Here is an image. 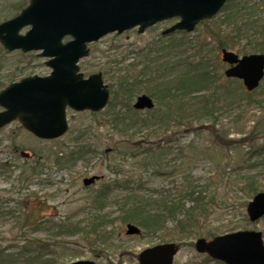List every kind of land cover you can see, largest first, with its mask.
<instances>
[{
  "label": "rangeland",
  "instance_id": "obj_1",
  "mask_svg": "<svg viewBox=\"0 0 264 264\" xmlns=\"http://www.w3.org/2000/svg\"><path fill=\"white\" fill-rule=\"evenodd\" d=\"M29 1L0 0V24L14 18ZM222 16L221 12L216 18L197 25L192 33L163 36L166 29L179 21L175 19L157 24L144 34L133 29L122 35L106 36L89 46L90 56L79 64L81 72L86 77L101 73L111 92V84H115L111 78L119 77V72L131 74V65L139 71L148 59L156 57L173 66L177 62L185 65L204 56L222 76L221 87H238L241 93L242 83L225 76L228 65L221 59L224 49L218 48L216 42V35L222 30ZM230 42L234 44L226 50L239 56L255 53L246 48L244 42L233 39ZM45 62L37 52L7 53L0 44V92L23 78L50 75L51 68ZM258 90L263 92L264 80ZM260 92L253 98L264 100ZM140 95L144 94H138L131 106ZM112 99L111 94L110 101ZM116 107L117 112H123ZM109 108L108 105L103 112L94 114L68 109L69 131L53 141L38 139L19 122L0 130V162L7 166L0 172V209L5 213L0 222V249L15 247L19 242L23 245L26 234L30 239L49 240L61 264L81 260L99 264H139V254L143 250L175 242L180 249L174 264H224L195 251L196 240L248 230L261 232L264 239V217L257 222L250 221L247 206L253 198L246 196L238 184L246 175H251L264 186V104L250 106L243 102L216 118V126L207 121L191 127L176 122L171 123L168 130L165 126V133L158 130V134H152L154 127H137L125 134L124 124L121 120L113 122ZM2 110L0 106V112ZM138 112L146 116L148 110ZM35 166L37 170L32 173ZM97 175L100 180L96 184L84 186L86 178ZM129 176L142 186L138 194L147 199L162 194L176 199L183 192L185 180L196 181L208 190L205 191L208 214L198 223L194 234L185 236L182 242L179 236L169 241L179 234L173 231V224L158 236L129 237L125 234L127 224L119 220L125 203L120 183H123L122 177ZM108 186L112 189L101 214L107 216L109 226L55 239L47 231H33L34 225L46 218L55 223L84 222L86 225L90 215H98L94 197ZM6 212L12 214L6 215ZM230 224L234 231L230 230Z\"/></svg>",
  "mask_w": 264,
  "mask_h": 264
},
{
  "label": "water",
  "instance_id": "obj_2",
  "mask_svg": "<svg viewBox=\"0 0 264 264\" xmlns=\"http://www.w3.org/2000/svg\"><path fill=\"white\" fill-rule=\"evenodd\" d=\"M229 0H30V5L19 16L0 24V43L6 52L42 51L39 57L53 71L47 77L34 76L13 83L0 92V129L14 121L40 140L53 141L68 132L67 108L77 112L105 110L110 91L103 75L86 78L79 62L89 56L88 45L114 32L155 24L178 18L165 35L176 31L194 32L197 24L212 19ZM31 27L25 35L20 31ZM71 37L70 41L63 40ZM231 65L225 75L243 80L249 92L257 89L264 77V55L251 54L239 58L224 49L222 58ZM135 110L155 107L148 95L139 96ZM100 177L86 178L84 186L97 183ZM252 222L264 216V193H257L247 206ZM141 231L128 225L127 236H139ZM195 250L208 254L225 264H264L262 233L238 231L213 240H196ZM177 243H166L145 249L139 254V264H173L178 254ZM69 264H98L79 261ZM103 264V263H101Z\"/></svg>",
  "mask_w": 264,
  "mask_h": 264
},
{
  "label": "trees",
  "instance_id": "obj_3",
  "mask_svg": "<svg viewBox=\"0 0 264 264\" xmlns=\"http://www.w3.org/2000/svg\"><path fill=\"white\" fill-rule=\"evenodd\" d=\"M233 1H229L221 11L222 30L216 35L218 48L229 49L234 44L230 42L233 39L238 43L244 42L246 48L253 49L255 53L264 54V0L250 2L242 0L238 4H234ZM229 30L232 33L228 32ZM159 58L148 59L139 71L136 70V66L131 65L132 75L119 72V77L111 78L115 84L114 86L111 84L113 99L109 102L110 116L114 123L121 120L125 134L137 127H154L152 134H158V130H163L165 133V126L168 130L169 125L176 122L191 127L192 124L207 121L211 124L215 123L216 126V118L243 102L250 106L264 104L263 98H253L254 94L260 92L259 90L248 93L240 86L241 93H239L238 87H221L222 76L213 70L210 61L204 56L185 65L177 62L173 66L169 61L162 62ZM117 72L115 71L116 74ZM141 93L150 96L156 105L153 110L147 112L146 116H142L131 106L133 99ZM260 96L264 97V90L260 92ZM116 106L125 113L117 112ZM3 168L7 166L0 162V172ZM36 170L35 166L31 172L35 173ZM122 181L120 185L125 192L123 197L125 203L121 208L119 220L124 224H135L141 229L143 236L145 234L150 237L158 236L173 224V231L176 230L179 234L170 237L169 241L172 242L176 240V236H179V241L182 242L184 238L194 234L198 223L208 214L206 186L204 189L196 181L185 180L183 192L176 199H170L163 194L155 199H147L144 195L138 194L142 186H139L138 181L132 176L122 177ZM238 184L248 197L254 198L257 193L264 192L261 182L251 175H246ZM111 189L108 186L94 197L93 204L97 208L98 215L96 217L90 215L86 225L84 222L55 223L46 218L45 221L36 223L33 231H47L50 237L55 239L57 236L86 233L109 226L107 216L103 217L101 212L108 204L106 201L109 200ZM11 214L6 212V215ZM4 216L5 213L0 209V222ZM47 223L49 226L45 225ZM230 225V230L234 231V226ZM27 236L25 234L26 241L23 245L19 242L15 247L7 246L0 249V264H61L49 240H34Z\"/></svg>",
  "mask_w": 264,
  "mask_h": 264
},
{
  "label": "bare ground",
  "instance_id": "obj_4",
  "mask_svg": "<svg viewBox=\"0 0 264 264\" xmlns=\"http://www.w3.org/2000/svg\"><path fill=\"white\" fill-rule=\"evenodd\" d=\"M173 20H175V19H173ZM204 22H206V21H203L202 23H204ZM263 55H264V54H263ZM133 105H134V104H133ZM133 105H132V106H133ZM133 108H134V106H133ZM137 111H140V110H136V112H137ZM143 111H147V110H143ZM148 111H149V110H148Z\"/></svg>",
  "mask_w": 264,
  "mask_h": 264
}]
</instances>
